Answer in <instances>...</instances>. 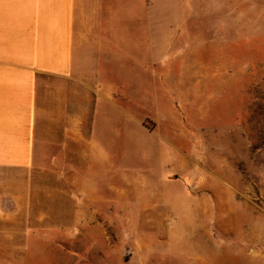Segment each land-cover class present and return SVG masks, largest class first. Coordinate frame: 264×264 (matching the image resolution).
<instances>
[{
    "label": "rangeland",
    "instance_id": "obj_1",
    "mask_svg": "<svg viewBox=\"0 0 264 264\" xmlns=\"http://www.w3.org/2000/svg\"><path fill=\"white\" fill-rule=\"evenodd\" d=\"M84 10L101 49L87 91L111 89L117 107L118 175L95 179L97 197L116 207L73 211L69 175L51 206L43 176L34 226L0 264H264V0Z\"/></svg>",
    "mask_w": 264,
    "mask_h": 264
},
{
    "label": "crops",
    "instance_id": "obj_2",
    "mask_svg": "<svg viewBox=\"0 0 264 264\" xmlns=\"http://www.w3.org/2000/svg\"><path fill=\"white\" fill-rule=\"evenodd\" d=\"M86 2L0 0V260L11 251L4 245L34 226L43 176L51 206L55 180L69 175L73 211L116 207L97 197L95 179L118 175L111 152L117 107L111 89L87 91L84 69L101 49L93 44L94 27H87ZM87 94L93 98L88 120ZM43 164L46 175H35Z\"/></svg>",
    "mask_w": 264,
    "mask_h": 264
}]
</instances>
